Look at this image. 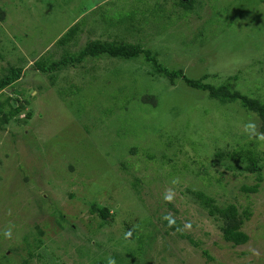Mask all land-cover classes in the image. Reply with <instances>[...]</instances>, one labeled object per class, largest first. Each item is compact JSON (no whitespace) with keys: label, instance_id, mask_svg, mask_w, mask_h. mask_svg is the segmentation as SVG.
Here are the masks:
<instances>
[{"label":"rangeland","instance_id":"374dc122","mask_svg":"<svg viewBox=\"0 0 264 264\" xmlns=\"http://www.w3.org/2000/svg\"><path fill=\"white\" fill-rule=\"evenodd\" d=\"M177 2L0 1V76L21 67L0 90V264H264V133L253 112L181 78L170 84L145 54L35 66L88 39L125 40L189 78L264 100V0ZM78 20L76 41L59 46ZM247 150L260 179L244 168ZM196 190L249 213L244 244L223 240Z\"/></svg>","mask_w":264,"mask_h":264},{"label":"trees","instance_id":"16d2710c","mask_svg":"<svg viewBox=\"0 0 264 264\" xmlns=\"http://www.w3.org/2000/svg\"><path fill=\"white\" fill-rule=\"evenodd\" d=\"M1 1V0H0ZM195 0H178L177 5L184 6L187 2L186 9H191ZM192 4V5H191ZM243 14L240 12L239 15ZM5 16L4 9L0 6V18L3 19ZM261 28V27H260ZM82 30V25L80 21H76L73 25H71L64 34L57 40V44L62 47H66L67 42H75L77 38V33ZM141 54H145L147 61H150L152 66V73L155 72L156 75L162 76L163 78H167L170 84L174 83L176 78H181L183 81L190 87L206 90L208 91V95L210 98L216 99L219 102H228L239 100L240 105L247 111L253 112L257 118L259 119V131L264 133V100L260 98H253L245 94H240L238 91H230L228 84H219L214 85L210 83H204L202 75L201 77L194 79L187 77L182 68H169L167 65L159 62L157 59V54L148 48H144L139 43H132L125 40H116V39H88L83 45H81L79 51L71 52L65 51L60 55L59 59H53L49 64H47L46 59H40L35 63L36 68L46 72L54 69H62L68 67L69 64L72 66H76V63L81 62L86 57L89 58H119L127 60L132 57H137ZM75 64V65H74ZM21 73V67L19 66H10L8 71L5 72L2 76H0V90L4 87L13 85L19 78ZM146 100V99H145ZM147 101H150L151 104L155 102L153 96L149 95ZM26 102H20V104L11 105V110L9 111V115H16L19 111L24 107ZM3 102H0V111ZM30 112L27 113L29 117ZM6 121L8 120L7 115H4ZM131 153H135V147L130 148ZM225 155L224 152H217V156ZM241 153H233L231 154V158L240 157ZM245 159L247 160V164L244 168L247 171L255 172L257 174V179H260V174L262 170V165L258 164V160L252 156V152L247 150L244 154ZM245 190L254 191L256 190V185L248 187L243 186ZM197 202L203 207L206 208L209 215H217L219 220H221L222 225H220V231L222 234L223 240L228 243L229 246L235 247L241 244H244L248 240V235L241 229L244 219L248 217V212L243 211L239 212L237 206L233 203H230L226 206L220 207L214 204L213 197L207 195L205 192L201 190H196L193 192ZM92 211H97L100 215L106 218L109 215V211L106 207H98L95 203L91 206ZM164 224L169 229H175V221L171 220V218L166 217L164 219ZM148 240L146 243L138 247V250L145 251V248L151 247L152 240L154 239L147 237ZM13 250V249H12ZM205 253V252H204ZM28 254L31 255L30 250ZM1 256L6 257L7 254L2 251ZM23 256L21 255V259ZM24 264H28L26 259H23Z\"/></svg>","mask_w":264,"mask_h":264},{"label":"clouds","instance_id":"9594fccd","mask_svg":"<svg viewBox=\"0 0 264 264\" xmlns=\"http://www.w3.org/2000/svg\"><path fill=\"white\" fill-rule=\"evenodd\" d=\"M246 127L253 128V127H254V125H252V124H249V125H246ZM5 235H9V234H8V233H6Z\"/></svg>","mask_w":264,"mask_h":264}]
</instances>
